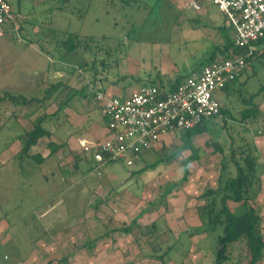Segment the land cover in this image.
Instances as JSON below:
<instances>
[{"label": "rangeland", "instance_id": "374dc122", "mask_svg": "<svg viewBox=\"0 0 264 264\" xmlns=\"http://www.w3.org/2000/svg\"><path fill=\"white\" fill-rule=\"evenodd\" d=\"M6 1L20 30L3 27L0 96L6 92L24 96L29 104L0 102V220L14 224L12 244L0 247V264L12 263L13 251H26L37 240L47 244L42 248V264H214L219 231L191 236L188 232L203 228L196 208L206 201L199 196L203 190L216 187L220 163L228 161L230 145L253 144L246 123L241 124V111L263 101L264 56L252 60L234 89L215 93L226 115L208 121V134L195 141L199 160L189 166L187 182L140 216L149 202L183 175L182 160L189 151L174 161L143 170L181 145L180 132H173L163 147L143 154L133 166L110 163L101 167L99 175L74 142L91 140L90 133L96 132L98 124L105 128L93 96L99 87L107 89L116 83L132 89L189 76L194 65L205 61L215 49L214 37L210 36L214 28L206 26L203 17L197 18L199 28L188 21L183 23L185 11L173 4L174 0H139L130 5L121 0ZM196 1L207 8L218 25H223L222 13L210 0ZM48 29L93 36V55L89 60L76 54L61 57L53 41L42 40ZM229 32L233 38L231 28ZM59 82L64 86L43 99L46 90ZM71 95L68 107L57 111ZM250 98L253 105L246 106L243 102ZM42 114L50 116L43 126L52 133L51 141L65 146L44 165L27 161L22 165L19 136L32 129ZM49 140L41 139L32 153L47 155ZM257 152L259 163L264 165V155ZM78 155L80 160L75 159ZM43 175L50 180L45 181ZM262 177V190L251 204L261 217L258 229L264 235L263 173ZM228 205L231 210L238 206L233 202ZM48 210L49 215L41 217ZM136 217L140 226L133 229L139 237L137 243L133 233L114 232L90 249L83 248L103 234L105 222L109 221L110 228L129 226ZM153 222L156 230L149 234L147 228ZM229 250L228 264L248 262L243 240L233 243ZM162 254L164 261L157 263ZM259 264H264V257Z\"/></svg>", "mask_w": 264, "mask_h": 264}, {"label": "trees", "instance_id": "16d2710c", "mask_svg": "<svg viewBox=\"0 0 264 264\" xmlns=\"http://www.w3.org/2000/svg\"><path fill=\"white\" fill-rule=\"evenodd\" d=\"M121 1L124 4L130 5L132 1L138 2L139 0ZM84 12L85 11H83V13ZM17 30H20V28L18 27ZM42 40L47 42L53 41L55 43V48L57 49L61 57L76 54L81 55L86 60H89V56L93 55L91 54L92 48L93 46L95 47V38L91 35L82 36L78 33H69L65 31L57 32L52 29H48L47 33L44 35V37H42ZM263 43L264 40L258 41L254 45L259 47ZM96 50L97 49L95 48L94 53L96 52ZM216 50L220 52V55L222 54V56H225V58L231 57L238 53L232 37H226L225 43L221 47L219 46V48H217ZM215 52L216 51L213 52L214 54L206 62L207 65L214 62V58L216 57ZM258 56H264V49L261 52H256L255 59L259 58ZM236 80H234L232 84L227 85L223 89V91L229 90L231 86L236 83ZM182 81L183 80L175 79L173 82L168 84H164L163 81H161L159 83L154 82L149 85L157 84L165 89L167 88L170 90H174L175 87ZM112 85L117 86L116 83ZM144 85L145 84L139 85L132 89L123 88L125 92L121 95L109 93L107 92V89L99 87L94 92L93 96L95 99L96 93L102 92L104 95L109 97L117 96L125 98L133 89ZM62 86H64V83L61 82L52 85L51 88L46 90L47 96H45L43 99L51 96V94L55 90L59 89ZM71 97L72 95L67 99L68 102L65 101L60 106H58L57 111H64L68 107V103L69 100H71ZM3 101H9L16 106H26L29 104V101L26 100L24 96H14L9 92H6L3 96H0V102ZM252 102V98H250V100L248 99L243 103L247 106L251 105ZM257 109L258 108L254 105L242 110L241 122L246 120L248 117H256ZM224 115H226V110L223 106L220 105V116L224 117ZM49 117L45 114H42L41 117L37 118L36 121L33 122L32 129L25 131L22 135L19 136V140L22 144L18 155L20 164L22 163L23 165V162L27 161V163L29 162V164L31 165H43L49 157L56 154L65 146L64 143L57 144L51 141L52 133L43 126V123ZM207 123L208 121L201 123L193 129L178 131L180 132L179 138L181 139V145L168 157L163 158L162 160H160L161 158H159L154 163L146 165L143 168V170H146L148 168L152 169L160 163L176 160V158L180 157L183 152H190V154L186 158H184V160H182L184 172L180 180L173 184H169L159 198H156L154 201L149 202L148 207L141 211L140 216L146 213L147 210L151 209L155 204L162 202V200L165 199V197H167L169 194H171L174 189L182 186L185 182H187L190 174L189 166L199 160L197 155V148L195 147V141H197L198 137L208 134ZM1 129L2 128L0 127V131ZM172 135L174 134L170 133L164 136L160 140L155 151L163 147L164 143H166L168 138H171ZM43 138L50 139L46 145L48 154L46 155L39 152L32 153V150ZM215 148L216 150L220 151L218 145H215ZM78 149L82 153L79 143ZM229 149L230 153L228 161L225 162L224 160H222L220 163V170L216 187L203 190L201 195L199 196L206 201L203 205L196 208L198 218L200 219L201 223H203V228H200L199 226L196 229H190L188 232V236H191L192 234L202 235L219 231L216 240L217 247L214 250V264H228L231 260V257L228 255V253H230L229 247L233 243H236L240 240L244 241L245 248L248 254V262L246 264H259L264 257V235L258 229L261 223V217L256 211V208L251 204V201H253L262 190L261 176L262 173H264V165L259 163V155L256 154L258 153L257 149L252 144H245L238 147H233L231 144ZM86 157L89 158L88 156ZM75 159L80 160L79 155L75 156ZM260 165H262V167H260ZM76 167H78V165H76ZM229 202L236 203L238 204V206L235 209L231 210L228 205ZM158 218H161V216ZM138 219L139 218L136 217L129 226H117L114 228H110L109 221L105 222L102 225L104 229L103 234L99 236L96 241L92 240L91 242L88 241L87 243H85L83 245V248L90 249L92 244H94L95 242H99L102 238L110 236V233L119 232L124 235L132 234L134 228L140 229ZM147 229L149 234H151L154 230H156V223L153 222ZM168 229L170 230L171 234L172 228L170 229L168 227ZM191 231L193 232L191 233ZM181 233L182 232H180V234ZM132 236L134 242L137 243L139 240L138 234L136 235L135 233H133ZM164 256V254L158 256V260H156L158 261L157 263L163 262Z\"/></svg>", "mask_w": 264, "mask_h": 264}, {"label": "built area", "instance_id": "2783aa9c", "mask_svg": "<svg viewBox=\"0 0 264 264\" xmlns=\"http://www.w3.org/2000/svg\"><path fill=\"white\" fill-rule=\"evenodd\" d=\"M222 13L233 31L238 53L204 66L198 74L186 78L174 90L159 85H144L125 97L106 96L97 92L95 101L101 110L108 137L86 142L82 152L94 163L99 175L101 167L124 163L131 167L143 154L155 151L160 140L173 132L193 129L220 116V103L215 93L233 83L254 59L255 51L264 49V0H210ZM190 7H201L190 2ZM19 25L11 5L0 0V37L3 27ZM262 47V48H261Z\"/></svg>", "mask_w": 264, "mask_h": 264}, {"label": "crops", "instance_id": "0c3cea01", "mask_svg": "<svg viewBox=\"0 0 264 264\" xmlns=\"http://www.w3.org/2000/svg\"><path fill=\"white\" fill-rule=\"evenodd\" d=\"M174 1L176 3H174ZM174 1H172L173 4L180 5V8L185 11V14L180 13V17H181V14H182V16H184V18H185V19L182 20L183 23H184V21H188L190 23V25H191V23H194V25H193L194 28H199V26H198L199 24H196V22L198 21L197 18L198 17H201V18L203 17V19L205 20L206 26H208L210 28H214L213 34H210V36L214 37V40H215V49L213 50V52L216 51L215 52L216 57L214 58V61L221 60L222 58L224 59L225 56H222V54L220 55V52L216 50L217 48H219V46L221 47L225 43V38L226 37H230L231 38V33L229 32L230 28H228V26L225 24V20H224L223 15L220 16L223 19V25H218L216 23V21H215L214 16L210 15L208 13L207 8L204 9L200 5L201 9L200 10H195V9L190 7V2H195V3H197L199 5V3L196 0H174ZM178 2H180V3H178ZM177 24L180 25L181 23L178 22ZM213 52L209 54V57L206 58L205 61L194 65L193 69L191 70L190 75L187 76V77H193L196 74H198V72L204 66L207 65L206 62L214 54ZM256 52H261V50L257 49L255 51L253 60H255ZM251 62H252V60H251ZM187 77H185V78H187ZM185 78H182V79L176 78V79L184 80ZM173 81L174 80H170V79L166 78L165 82H163V83L164 84H168V83H171ZM234 85L235 84H233L229 90L224 91V92L227 93V92L231 91V89H234ZM112 87L113 86H109L107 88V92L115 94V95L116 94L121 95V94H123L125 92L123 90V87H120L119 85L116 86L115 88H112ZM254 105L258 108L257 109V112H258L257 116L258 117L257 116H256L257 118L254 117V116L248 117L246 120L241 122V124L244 125V123H246L245 126L248 127L247 128V132H250L252 134L251 135V140H252V143H253L252 145L258 151L260 150L262 152L261 154L263 156L264 155V125H263L264 124V122H263L264 121V98H263V101L261 99L260 102L255 103ZM90 135L93 136V137L89 141L84 139V138L79 139V141H75V140L71 139L72 141H75L74 143H75V145L77 147L76 148L77 150H78V143L81 140H84L86 142H90V141H95V140H104V139H106L108 137L106 129L103 128V127L101 128L100 124L97 125L96 132L90 133ZM69 144H70V142H69ZM43 179L45 181L50 180L48 175H43ZM261 185L263 187V177L262 176H261ZM48 213H50L49 210L47 212H45V213H42L41 217H44V218L47 217L49 215ZM13 235H14V224L10 225L5 220H0V247H2L3 245H6V244H12L11 242L13 240L11 239V237L13 238L14 237ZM47 237H48L47 240L51 239V237H49V236H47ZM35 244L36 245L30 244V247H28L26 251L25 250L21 251V250H19V248L16 249L15 251H13L15 253L14 261L12 263H9V264H42V260H41L42 248H44V249L47 248L46 247L47 244H46V242H42L40 240L35 241Z\"/></svg>", "mask_w": 264, "mask_h": 264}]
</instances>
